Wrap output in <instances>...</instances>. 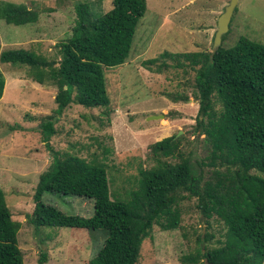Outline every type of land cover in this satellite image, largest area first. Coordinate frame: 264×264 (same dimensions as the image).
I'll return each instance as SVG.
<instances>
[{"label":"trees","instance_id":"trees-1","mask_svg":"<svg viewBox=\"0 0 264 264\" xmlns=\"http://www.w3.org/2000/svg\"><path fill=\"white\" fill-rule=\"evenodd\" d=\"M100 1V0H99ZM146 0H112L106 13L90 3L75 6L71 36L59 47L55 61L27 49H3L0 64L25 69L39 85L56 87L52 115L42 118L41 141L52 161L38 179L34 208L27 222L34 228H72L103 231L105 238L88 264H138L143 241L154 225L162 231L180 227L181 201L195 198L206 232L194 250L182 254L181 264H264V45L240 37L230 47L212 52L164 53L142 62L155 73L170 67L193 71L198 110L193 133L207 147L201 161L192 162L182 150L183 137L172 135L148 146L154 165L140 168L138 186L126 202L111 195L107 168L55 151L56 117L71 104L112 111L106 90L105 68L124 64L136 30L146 13ZM39 12L0 2V20L21 26L34 24ZM225 35L222 36L224 41ZM1 47V45H0ZM169 59L172 63L164 60ZM5 78L0 70V99ZM75 196L92 201L90 217L67 215L45 205L44 194ZM222 223L223 239L211 245L209 222ZM20 223L12 219L0 190V264H24L17 245ZM41 253L37 264H46Z\"/></svg>","mask_w":264,"mask_h":264},{"label":"rangeland","instance_id":"rangeland-1","mask_svg":"<svg viewBox=\"0 0 264 264\" xmlns=\"http://www.w3.org/2000/svg\"><path fill=\"white\" fill-rule=\"evenodd\" d=\"M230 0H146L126 62L105 68L107 95L112 111L109 119L102 109H86L71 104L55 122L52 148L61 155L77 156L107 168L111 195L129 200L138 186L140 168L154 165L148 146L163 138L183 137L182 150L192 162L207 154L206 144L195 138L193 128L198 110L193 71L188 68L163 69L161 73L142 67V62L164 53L212 52L217 22ZM24 4L37 10L34 24L15 26L0 20V51L27 49L57 61L58 45L72 34L75 6L90 3L93 11L106 13L112 0H0ZM240 37L264 45V0H238L229 30L221 46H233ZM169 64V59L164 60ZM171 65V64H170ZM5 87L0 99V190L12 219L20 223L17 245L24 264H37L47 253L46 264H88L103 244V231L72 228H34L26 217L33 208V194L39 176L48 169L52 157L38 132L43 117L56 109V87L39 85L25 69L0 64ZM159 115L156 120L150 116ZM45 205L67 215L90 217L92 201L75 196L44 194ZM195 198L181 201L180 227L162 231L154 225L151 239L143 241L138 264H181L182 254L197 246V237L206 224ZM211 245L223 239L224 229L211 219Z\"/></svg>","mask_w":264,"mask_h":264},{"label":"water","instance_id":"water-1","mask_svg":"<svg viewBox=\"0 0 264 264\" xmlns=\"http://www.w3.org/2000/svg\"><path fill=\"white\" fill-rule=\"evenodd\" d=\"M237 2H238V0H230L228 5L224 8L223 13H221V15L219 16V19L217 22V30H216L214 38H213L212 53H214L218 50V48L221 45L222 36L225 35L229 30V24H230L233 12L236 8ZM159 117H161V116L154 115V116L148 117L147 119L148 120H156ZM204 263L207 264L206 260L204 261Z\"/></svg>","mask_w":264,"mask_h":264}]
</instances>
